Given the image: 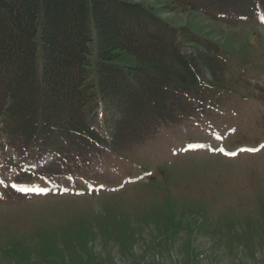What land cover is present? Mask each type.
I'll return each instance as SVG.
<instances>
[{"label": "rangeland", "instance_id": "1", "mask_svg": "<svg viewBox=\"0 0 264 264\" xmlns=\"http://www.w3.org/2000/svg\"><path fill=\"white\" fill-rule=\"evenodd\" d=\"M129 1L201 35L202 47L182 52H205L220 74L207 67L173 92L193 112L162 110L172 121L158 128L147 108L126 116L129 134L94 124L101 140L44 147L0 131V264H264L262 7L248 0L213 17Z\"/></svg>", "mask_w": 264, "mask_h": 264}, {"label": "trees", "instance_id": "2", "mask_svg": "<svg viewBox=\"0 0 264 264\" xmlns=\"http://www.w3.org/2000/svg\"><path fill=\"white\" fill-rule=\"evenodd\" d=\"M247 1L171 0L213 17ZM251 1L264 10V0ZM183 44L202 47L201 36L129 0H0L2 137L23 143L36 137L49 147L70 136L100 139L94 124L110 136L129 134L126 116L147 108L156 128L172 121L162 110L188 106L192 113L172 93L196 87L207 67L213 76L220 72L205 52L190 59ZM123 53L137 64H116Z\"/></svg>", "mask_w": 264, "mask_h": 264}]
</instances>
